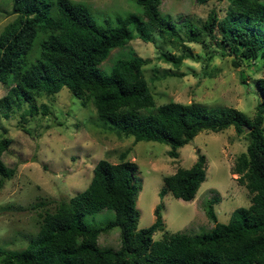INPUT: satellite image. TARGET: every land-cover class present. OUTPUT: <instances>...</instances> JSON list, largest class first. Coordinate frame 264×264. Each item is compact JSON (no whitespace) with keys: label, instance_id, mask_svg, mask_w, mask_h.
I'll return each mask as SVG.
<instances>
[{"label":"trees","instance_id":"obj_1","mask_svg":"<svg viewBox=\"0 0 264 264\" xmlns=\"http://www.w3.org/2000/svg\"><path fill=\"white\" fill-rule=\"evenodd\" d=\"M134 1L138 13L116 16L114 24L108 20L97 24L83 4L70 0H15L16 15L0 31V83L7 88L0 97V112L7 117L14 106L25 102L28 115L33 116L35 98L51 97L64 87L82 106L91 103L97 118L118 137H131L134 143H165L171 158L199 131L232 126L246 139L232 173L238 174L239 184L247 190L248 206L234 208L228 221L220 223L212 207L216 198H212L203 204L213 223L209 230L152 240V234L163 229L160 206L154 207L149 226L136 228L137 166L121 154L117 163L98 160L81 192L39 215L38 230L22 249L0 250L1 264H264V64L255 80L260 98L252 117L233 107L174 101L155 106L142 73L147 59L132 54L116 58L107 73L98 68L112 49L134 37L149 42L156 31L165 42L180 38L174 23L160 13L161 0ZM193 1L202 5L220 0ZM225 1L221 16L210 10L201 26L185 22L186 39L201 42L204 34L215 40L220 55L232 56L233 66L242 60H264V4ZM32 47L37 54L27 63ZM158 58L177 68L183 56L164 51ZM9 144L10 139L0 137V188L13 174L1 160ZM204 161L203 154H198L189 167L164 175L159 197L170 193L192 200L205 178ZM103 209L113 212L108 222L90 225L84 221V216ZM113 227L118 228V247H100L97 237Z\"/></svg>","mask_w":264,"mask_h":264},{"label":"rangeland","instance_id":"obj_2","mask_svg":"<svg viewBox=\"0 0 264 264\" xmlns=\"http://www.w3.org/2000/svg\"><path fill=\"white\" fill-rule=\"evenodd\" d=\"M83 4L97 24L112 22L116 16L138 13L134 0H70ZM264 4V0H260ZM226 1H209L199 5L193 0H161L159 11L168 17L178 31L179 39L165 42L153 31L149 42L134 37L125 46L110 51L99 69L107 73L116 58L135 54L148 60L142 66L143 77L153 96L154 105L174 101L196 103L207 107H233L247 117L254 114L259 100L255 80L261 75L264 60H242L233 66L231 55H220L215 40L203 34L201 42L186 39L185 22L201 26L210 10L223 14ZM12 2L0 0V31L16 13H11ZM182 55L175 68L158 58L160 52ZM35 47L26 57L34 61ZM0 83V97L6 92ZM35 115L27 113L28 103L14 106L5 117L0 112V137L10 139L1 155L6 167L13 169L9 179L0 188V250H20L39 227L44 210L53 211L59 200L81 192L89 183L94 164L100 160L110 163L124 159L137 166L139 191L135 199L138 212L136 228H144L154 221L153 209L160 206L163 229L155 231L152 240L176 232L200 234L213 223L206 217L203 204L212 198L216 221L226 223L230 212L249 204L248 193L240 185L238 174L232 173L235 157L245 150L246 139L235 133L232 126L221 131H199L191 141L177 149L171 158L170 147L162 142L137 141L121 138L110 131L94 112L91 103L82 106L61 88L51 97L35 98ZM42 105L46 112L42 114ZM25 113L24 121L21 115ZM264 125V123H263ZM198 154L204 156L205 178L194 198L183 201L170 193L159 197L162 177L179 168L189 167ZM113 217L111 210L103 209L84 216L90 225H102ZM104 248H117L118 228L113 227L97 237ZM1 264V256H0Z\"/></svg>","mask_w":264,"mask_h":264},{"label":"water","instance_id":"obj_3","mask_svg":"<svg viewBox=\"0 0 264 264\" xmlns=\"http://www.w3.org/2000/svg\"><path fill=\"white\" fill-rule=\"evenodd\" d=\"M14 5H15V0H13V3H12L11 13H16V10L14 9Z\"/></svg>","mask_w":264,"mask_h":264}]
</instances>
